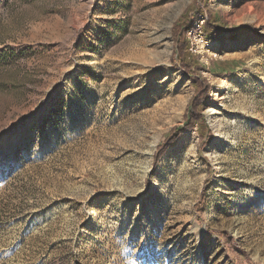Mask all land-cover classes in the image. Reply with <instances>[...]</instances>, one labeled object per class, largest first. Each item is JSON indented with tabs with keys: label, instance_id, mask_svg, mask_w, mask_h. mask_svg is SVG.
I'll return each instance as SVG.
<instances>
[{
	"label": "rangeland",
	"instance_id": "374dc122",
	"mask_svg": "<svg viewBox=\"0 0 264 264\" xmlns=\"http://www.w3.org/2000/svg\"><path fill=\"white\" fill-rule=\"evenodd\" d=\"M132 261L264 264V0H0V264Z\"/></svg>",
	"mask_w": 264,
	"mask_h": 264
},
{
	"label": "trees",
	"instance_id": "16d2710c",
	"mask_svg": "<svg viewBox=\"0 0 264 264\" xmlns=\"http://www.w3.org/2000/svg\"><path fill=\"white\" fill-rule=\"evenodd\" d=\"M202 2L204 6H207L209 0H202ZM196 9H199V6H196ZM188 20V13L185 12L175 23L173 31L178 53L176 62L187 72L193 73L194 69L199 67L200 64L198 63L199 61L197 60V55H194L189 51L188 41L186 37L187 32L185 28ZM204 32L209 40H215L221 37L223 29L218 20L215 19L213 15H211L210 19L204 25ZM208 92L209 84L207 82H204L201 88L197 89L196 95L190 102V108H192L193 110L188 112L185 125L176 126L170 131L168 136L158 145L157 157L164 154L169 146H171L175 142L176 138L179 136L183 128H193L195 125H199L200 135L203 142L205 141L207 136L210 135L211 131L209 125L206 123L205 117L201 113V102L207 97Z\"/></svg>",
	"mask_w": 264,
	"mask_h": 264
},
{
	"label": "bare ground",
	"instance_id": "6f19581e",
	"mask_svg": "<svg viewBox=\"0 0 264 264\" xmlns=\"http://www.w3.org/2000/svg\"><path fill=\"white\" fill-rule=\"evenodd\" d=\"M194 134L192 131H186L183 133L181 138L179 139L178 143H180L182 146L186 148V150H191L193 143H194ZM196 135V134H195ZM198 225H195V228L197 229ZM205 232L204 228L200 229V233Z\"/></svg>",
	"mask_w": 264,
	"mask_h": 264
},
{
	"label": "clouds",
	"instance_id": "9594fccd",
	"mask_svg": "<svg viewBox=\"0 0 264 264\" xmlns=\"http://www.w3.org/2000/svg\"><path fill=\"white\" fill-rule=\"evenodd\" d=\"M132 264H135V261H132Z\"/></svg>",
	"mask_w": 264,
	"mask_h": 264
}]
</instances>
